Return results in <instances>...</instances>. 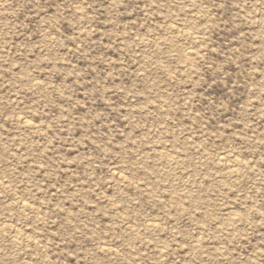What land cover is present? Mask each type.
I'll list each match as a JSON object with an SVG mask.
<instances>
[{"label":"rangeland","instance_id":"rangeland-1","mask_svg":"<svg viewBox=\"0 0 264 264\" xmlns=\"http://www.w3.org/2000/svg\"><path fill=\"white\" fill-rule=\"evenodd\" d=\"M0 264H264V0H0Z\"/></svg>","mask_w":264,"mask_h":264},{"label":"bare ground","instance_id":"bare-ground-1","mask_svg":"<svg viewBox=\"0 0 264 264\" xmlns=\"http://www.w3.org/2000/svg\"><path fill=\"white\" fill-rule=\"evenodd\" d=\"M187 53L190 54V52H187ZM187 53H186V54H187ZM188 54H187V56H188ZM190 55H191V54H190ZM29 121H30V120H29ZM29 121L26 120V119H25V120H24V119H21V120H20V122H22V123H24V124H26V125H30V124H29ZM219 160L224 161V160H225V157L220 156V157H219ZM168 161H169V160H168ZM233 162L235 163L236 166H239V162L237 161V159L233 160ZM234 163H233V164H234ZM229 170H230V168H229ZM229 170H228V171H229ZM118 177H119V176H118ZM146 224H148V223H146ZM150 225H151V226H154V225H152V224H150ZM12 233H13V232H12ZM17 236H18V235H17ZM16 241H17V240H16ZM105 247H106V246H105Z\"/></svg>","mask_w":264,"mask_h":264}]
</instances>
